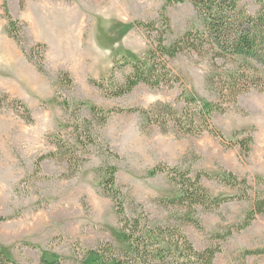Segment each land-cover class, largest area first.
<instances>
[{
	"label": "rangeland",
	"instance_id": "374dc122",
	"mask_svg": "<svg viewBox=\"0 0 264 264\" xmlns=\"http://www.w3.org/2000/svg\"><path fill=\"white\" fill-rule=\"evenodd\" d=\"M171 1L26 0L22 7L19 0H7V6L0 0V248L14 264H48L56 258L62 264H90L87 252L106 243L119 253L127 250L117 204L104 191L110 166L117 168L129 218L180 227L197 250L219 248L217 264H264V255H244L264 250V216L239 234L218 238L242 222L249 203L200 211L202 229H197L160 204L177 195L169 177L151 175L160 165L193 176L228 171L247 179L253 194L264 192V93L240 96L237 105L213 119L227 144L237 131L252 135V152L244 158L238 146L226 148L210 135L182 137L148 125L138 113L118 112L157 104L181 111L179 86L142 84L123 97H109L93 84L103 82L110 90L125 84L130 63L144 60L162 34L170 44L200 28L190 0ZM241 6L250 15L261 8L259 0H243ZM8 15L20 32H9ZM163 15L170 32L161 24ZM139 22L157 25L143 28ZM170 68L189 97L218 101L207 84L214 73L209 57L184 54ZM65 74L70 83L62 81ZM92 107L113 112L103 123ZM60 145L73 155V166L55 155ZM203 184L215 198L235 194L212 180Z\"/></svg>",
	"mask_w": 264,
	"mask_h": 264
},
{
	"label": "trees",
	"instance_id": "16d2710c",
	"mask_svg": "<svg viewBox=\"0 0 264 264\" xmlns=\"http://www.w3.org/2000/svg\"><path fill=\"white\" fill-rule=\"evenodd\" d=\"M184 2V0H177ZM194 6L200 28L191 29L168 44L163 34L151 46L144 60H135L131 64L132 73L125 84L110 90L103 82L94 81V85L106 92L109 97H123L133 92L139 85L151 89L166 87L182 88L178 100L183 103L181 111L170 104H157L150 109L130 108L119 110L129 114L138 113L151 126L163 132L173 130L182 137L199 138L205 134L221 141L226 148H240L241 156L248 158L252 152L254 139L246 131H237L233 140L226 143L224 135L214 125L215 115L225 114L233 105H237L240 96L253 90L264 93V5L250 15L241 6L243 0H190ZM7 6V0H4ZM24 7L26 0H19ZM171 3V0H168ZM162 25L169 32V18L162 16ZM8 30L18 33L22 30L18 21L8 15ZM157 22H139L143 28H156ZM32 51V55H33ZM184 54L209 57L214 73L207 79L210 89L218 101L204 103L187 95L182 79L170 68L171 61ZM42 67L40 71H42ZM71 82L68 74L62 79ZM69 107V104L65 102ZM29 120L30 111L24 107ZM95 118L105 123L113 111L105 112L92 107ZM91 138V137H88ZM67 147L59 146L57 157L67 159L73 166V155ZM54 155V156H55ZM43 158V157H42ZM41 158V159H42ZM117 168L106 169L104 191L117 204V215L122 231V240L127 246L119 253L111 243L89 250L84 258L91 257L90 264H217L219 248L199 251L186 233L178 226H162L148 217L129 218L123 202V193L117 185ZM166 174L177 187V195L160 199L165 208H172L180 214L179 221L202 229L200 211H218L223 206L237 202L250 204L242 222L229 228L226 234L218 235L226 240L249 228L258 217L264 216V192L253 194L254 188L247 179L234 173L223 171L219 174L198 173L193 176L167 165H160L151 171V175ZM203 179L216 182L219 186L231 189L234 195L215 198L204 186ZM245 256L264 255V250L245 251ZM0 264H14L11 258L0 248ZM48 264H62L56 258Z\"/></svg>",
	"mask_w": 264,
	"mask_h": 264
},
{
	"label": "bare ground",
	"instance_id": "6f19581e",
	"mask_svg": "<svg viewBox=\"0 0 264 264\" xmlns=\"http://www.w3.org/2000/svg\"><path fill=\"white\" fill-rule=\"evenodd\" d=\"M119 3V0H112V5Z\"/></svg>",
	"mask_w": 264,
	"mask_h": 264
}]
</instances>
